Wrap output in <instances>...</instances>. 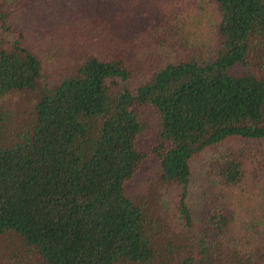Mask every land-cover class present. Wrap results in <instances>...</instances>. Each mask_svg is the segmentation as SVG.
<instances>
[{
  "label": "trees",
  "instance_id": "trees-1",
  "mask_svg": "<svg viewBox=\"0 0 264 264\" xmlns=\"http://www.w3.org/2000/svg\"><path fill=\"white\" fill-rule=\"evenodd\" d=\"M164 1L0 0V98L38 94L15 138L0 112V235L46 264H264V0H206L207 33ZM38 2L85 54L43 57ZM109 11L136 34L112 39Z\"/></svg>",
  "mask_w": 264,
  "mask_h": 264
},
{
  "label": "rangeland",
  "instance_id": "rangeland-1",
  "mask_svg": "<svg viewBox=\"0 0 264 264\" xmlns=\"http://www.w3.org/2000/svg\"><path fill=\"white\" fill-rule=\"evenodd\" d=\"M124 1V0H122ZM179 2V6H175L172 2H163L159 3L163 12L169 16L170 18L174 17L173 13L180 14V17L189 18L191 21V27H200L203 33H207L206 28L215 20L216 7L214 4L208 3L206 0H175ZM39 4L36 3L33 5V11L29 10L24 12L22 16V23L24 26H27L31 29H35L34 25L37 26V33L35 34V38H39L41 44L45 46L47 49H43V57L48 59V56H52L59 61L61 57H65L64 54H68L71 57V54L76 53L72 49H67L66 47H71L75 49L79 54H85L80 45L77 43H73L68 41L65 36L68 32L69 27L77 28L79 24L74 23L66 24L62 21L66 22L68 17L64 11H58L53 6V12L50 10V14L47 10L43 9L41 11V7L37 6ZM57 12V13H55ZM64 13V14H63ZM145 11H141L138 8V20L141 23H145L143 20L145 16L143 15ZM22 15V14H21ZM107 18L104 22L107 21V26L111 29V38L122 41H126L125 37L130 36L132 34H136L135 31H132V27H130V23L125 17H119L118 19L115 17L117 12L114 14L109 11L107 12ZM21 23V17L17 19ZM62 20V21H61ZM130 27V28H129ZM64 28V29H63ZM0 38H4L1 30H0ZM51 59V60H52ZM54 62H52L53 64ZM53 67H48L46 72L51 75L53 72ZM258 67L261 71V75L264 76V57L261 56L258 58ZM58 76L54 74V78ZM50 78V77H49ZM135 81L132 86H135V82L142 78V73L138 74V70L135 71L134 77ZM38 94L31 92H16L10 94L6 97L0 98V112L5 116L7 128H8V138L16 137L19 133L26 131L27 127L31 124V111L33 106L37 102ZM240 147L239 142H227V144L221 146L218 151L219 152H228L231 148L233 150H237ZM213 156H217L212 154V152H207L205 154H201V156L197 157L193 162V168L196 173L193 192L191 191V198H196L198 191L201 187V181L199 180L202 170L207 171L205 166L210 165V162L213 160ZM262 159V158H261ZM154 163L148 164L145 167L146 170V178H150L155 176L151 172L155 168ZM257 162L252 165V168H255ZM138 188V186H137ZM0 264H46L42 257L33 249L28 247L23 238L15 233H6L4 235H0Z\"/></svg>",
  "mask_w": 264,
  "mask_h": 264
}]
</instances>
